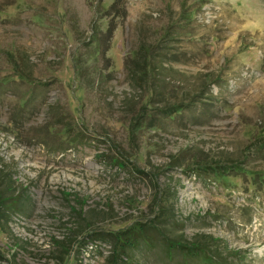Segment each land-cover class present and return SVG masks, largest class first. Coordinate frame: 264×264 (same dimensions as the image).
Wrapping results in <instances>:
<instances>
[{
	"label": "rangeland",
	"instance_id": "374dc122",
	"mask_svg": "<svg viewBox=\"0 0 264 264\" xmlns=\"http://www.w3.org/2000/svg\"><path fill=\"white\" fill-rule=\"evenodd\" d=\"M0 177V264H264V0H0Z\"/></svg>",
	"mask_w": 264,
	"mask_h": 264
},
{
	"label": "trees",
	"instance_id": "16d2710c",
	"mask_svg": "<svg viewBox=\"0 0 264 264\" xmlns=\"http://www.w3.org/2000/svg\"><path fill=\"white\" fill-rule=\"evenodd\" d=\"M175 112L178 113L179 110H175ZM169 114H171V112H165L164 115L170 116ZM230 168L231 165H223L220 167L214 166L213 169L211 167H208L213 175L220 176L222 178L224 177V174L230 170ZM199 171L200 170H196L193 174H197L199 173ZM1 186L2 182L0 177V207L2 206L1 201L4 200L3 195L5 194V190ZM10 208L11 207L9 206V209ZM5 211H2V209L0 208V213H5ZM152 230L156 231L154 225L149 226L148 224L147 226H144V224L138 223L114 233L96 234L98 235V237H106L111 241L112 250L110 251L109 258L106 260L107 264H120L119 262L123 264L122 261H119V256L121 255L125 257V252L127 250H134L139 245H142L145 249L150 248L149 234ZM161 241H163L166 245L165 254L167 256L169 255V252L171 250H177L186 261L200 259L207 264H229L226 262L225 258H220L222 256L217 250L215 240L209 236H201L197 239L195 238L193 241L185 245L177 243L175 240H170L164 237H161ZM64 246L65 244H58V247L63 248Z\"/></svg>",
	"mask_w": 264,
	"mask_h": 264
}]
</instances>
